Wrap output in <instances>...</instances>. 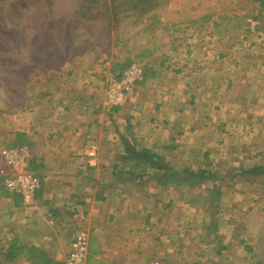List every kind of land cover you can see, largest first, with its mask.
<instances>
[{
	"label": "rangeland",
	"instance_id": "1",
	"mask_svg": "<svg viewBox=\"0 0 264 264\" xmlns=\"http://www.w3.org/2000/svg\"><path fill=\"white\" fill-rule=\"evenodd\" d=\"M85 2L86 0H0V119L3 114L10 118L13 108L23 105L25 99L58 90L56 87L59 85L66 88L70 86V82H93L98 100L106 108H119L112 112L114 120L111 121L116 122L123 136L124 125L135 121L131 118L132 114L140 110L143 112L137 115L139 119L135 121L137 124L132 136L141 138L136 145L145 148V145L155 141L157 144L168 142V146L172 144L171 133L166 132L170 124L167 118L171 116V112L179 109L190 112L192 106L189 99L194 90L199 88L190 85L195 81L193 77L199 79L200 83L203 82L199 84L205 88L202 96L207 91L211 94L212 88L217 86L222 92L231 93L227 95L230 97L237 95L251 98L258 95V99H263L264 85L260 90L257 84H264V68H258L264 62V11L254 0H97L93 2L94 6L90 11L86 9L84 13H79L80 6ZM148 2L151 3L147 5ZM102 3L108 7L106 11L101 7ZM98 11L106 12L108 18L95 17ZM58 17H70L69 27L61 29L63 23ZM133 67L140 70L141 80L124 90L119 84L125 73ZM144 71L146 81L143 78ZM254 74L259 76L255 77ZM239 78L245 82L236 81ZM251 78L259 80V83L254 82L257 85L255 90V86L250 88L251 85L246 81H251ZM228 80L235 82L229 92L224 88ZM204 82L207 85L204 86ZM120 91L124 94L123 99L119 104L113 105L111 100ZM212 104L208 109L205 108L209 113H213ZM156 106L165 107L166 116L158 117ZM235 107L238 111L229 112L231 119L228 120L235 122L236 129V124L240 129L244 128L248 120L242 117L244 113L241 111L245 109L246 101H241ZM256 107L260 109V113L264 104L259 102ZM198 109L203 113L202 106L199 105ZM261 124V121L257 122L256 130L262 125L264 127V123ZM111 129L116 144L108 149V156L115 158L118 166L124 170L127 166L121 161L122 135L119 131L114 133L112 126ZM135 130L142 132L144 137L135 135ZM262 132L257 136L264 147V128ZM213 136H222L230 144L243 136L247 142L250 138L247 133L238 131L231 134L228 131L222 135L217 131ZM189 150L188 147H169L160 150V156L164 162L179 170L195 171L202 168L212 176L226 172L224 179L218 176L214 182L207 181L195 189L187 186L166 188L175 187L176 196L180 194L182 200L204 206L206 213L215 212L211 213L215 216L211 218L212 223L217 219L223 221L228 215L237 218L235 206L241 203L243 208L247 204H255L258 216L264 220V177H258L254 182L234 181L230 176L239 174L243 167L241 164L236 162L232 166V161L230 164L225 163L227 157L222 156L223 153L219 151L209 152L214 154V163L202 162L203 153L189 156ZM255 150L257 149H250L251 152ZM3 151L0 149V171L3 169ZM254 163L264 165V155L260 154ZM243 179H247V176ZM148 183L155 186L153 181ZM157 187L160 186H155ZM214 187L222 190L223 196H210ZM252 187L259 189L252 194ZM2 192L6 191L1 181L0 206L4 204ZM184 214L191 223L195 222L193 218H196V212ZM260 218L258 219L261 220ZM6 220L0 217V240L10 236L8 224L3 223ZM199 239L201 238H197L194 243L203 242ZM1 243L0 241V264L29 262H5ZM191 245L193 247H189L190 252L198 258L197 262L191 261V264H209L208 260L204 261V255H198L204 253L202 244ZM160 247L164 249L162 245ZM95 250V245L91 244L87 249L85 264H95ZM261 250L264 252V246H261ZM212 251L215 249L212 248ZM212 263L221 264L220 261Z\"/></svg>",
	"mask_w": 264,
	"mask_h": 264
},
{
	"label": "crops",
	"instance_id": "2",
	"mask_svg": "<svg viewBox=\"0 0 264 264\" xmlns=\"http://www.w3.org/2000/svg\"><path fill=\"white\" fill-rule=\"evenodd\" d=\"M258 68H264V62ZM192 79L195 81L190 85L199 88L189 99L190 112L179 109L167 118L170 124L166 132L171 133L172 144L168 146V142L157 144L155 141L144 147L158 155L160 150L169 147H188L189 156L201 152L204 154L202 162L210 164L214 163V154L209 152L219 151L228 158H225V163L232 161V166L237 162L247 170L258 165L254 161L260 154L264 155V147L257 136L259 132L263 133L264 109L259 113L256 106L259 102L264 104V96L261 100L258 95L230 97L227 95L231 93L226 94L217 86L212 88L211 94L207 91L202 96L205 88L199 84L203 82L195 77ZM238 80L245 82L242 78ZM246 81L250 88L255 86L254 90L257 85L260 90L264 85H256L259 83L257 78ZM234 83V80H228L224 88L229 92ZM56 88L58 90L25 99L23 105L13 108L10 118L3 114L0 119V149L26 146L30 152L28 169L40 180V188L30 198L2 192L4 204L0 206V217L7 219L3 223L8 224L10 236L0 240L3 245L1 252L5 254L11 245L15 246L10 262L23 260L32 263L35 257L37 264H64L75 234L85 231L88 248L95 245V264H150L154 260L156 264H191V261H198L190 252L191 243L194 246L202 244L204 253L198 255H204V261L208 260L209 264H213L212 261L264 264V252L261 250L264 246V220L258 216L255 204H247L243 208L241 203L235 206L237 218L228 215L224 222L217 219L212 223L211 218L215 216L211 213L215 212L206 213L204 206L182 200L180 194L176 196L175 187L155 188L152 183H138L118 174L121 168L115 158L108 156V149L116 144L111 126L114 133L119 131L122 135L116 122L111 121L114 120L112 112L119 108H106L98 100L93 82L76 81L70 82L66 88L61 85ZM241 101H246L241 116L248 120V124L241 129L236 124V129L235 122L228 120L231 119L228 113L238 111L235 105ZM210 104L213 105V113L207 111ZM199 105L204 108V114L198 109ZM157 110L158 117L166 116L165 107ZM139 112L142 111L132 114L131 118L137 121V115L143 113ZM135 121L129 124L132 134L137 124ZM259 121L262 126L258 130L261 131L256 130ZM217 131L221 135L238 131L247 133L250 138L247 142L243 136L230 144L222 136H213ZM137 134L144 137L142 132L135 130ZM132 137L138 145L141 138ZM91 146L96 147L94 158L88 156ZM250 149L257 150L251 152ZM1 161V167L5 169ZM250 163L254 164L246 167ZM226 174L221 172L218 176L224 179ZM230 177L234 181L254 182L258 179H243L246 176H241L240 171ZM2 178L1 175L0 183ZM258 189L250 188L252 194ZM218 193V198L223 196L222 190ZM187 212H196L194 223L185 216ZM196 236L203 242L194 243ZM165 246L168 247L165 249Z\"/></svg>",
	"mask_w": 264,
	"mask_h": 264
},
{
	"label": "trees",
	"instance_id": "3",
	"mask_svg": "<svg viewBox=\"0 0 264 264\" xmlns=\"http://www.w3.org/2000/svg\"><path fill=\"white\" fill-rule=\"evenodd\" d=\"M95 1L97 0H86V2L80 6L79 13H84L86 9L90 11L94 6L93 2ZM254 1L257 2L264 11V0ZM150 3L151 2H148L146 4L149 5ZM101 7H103L105 11L107 10L106 8H108L105 3H102ZM115 15L116 14L112 16L113 19ZM95 17L108 18V15L104 11H98L95 13ZM58 19L63 23L61 24V29L69 27L70 17H58ZM145 76L146 73L144 71L143 78ZM114 109L117 108L114 107ZM120 143L123 151L121 161L127 166V168L124 170H118V174L125 175L127 179L131 181H136L138 183H148L153 181L156 186L160 187L187 186L190 189H195L207 181L214 182L218 177L215 174L212 176V174L202 168L195 171L188 169L179 170L167 162H164L162 157L157 153L152 152L147 148L138 147L132 137L131 126L128 122L125 126V135L120 136ZM240 174L241 176L247 177H264V165H256L247 170L241 169ZM218 194L216 188H213V190L210 191V196L215 197L218 196ZM14 248L15 246L11 245L4 254L5 262L12 261ZM33 259L34 260H31L32 263L37 264V259H35V257Z\"/></svg>",
	"mask_w": 264,
	"mask_h": 264
},
{
	"label": "built area",
	"instance_id": "4",
	"mask_svg": "<svg viewBox=\"0 0 264 264\" xmlns=\"http://www.w3.org/2000/svg\"><path fill=\"white\" fill-rule=\"evenodd\" d=\"M140 70L130 68L125 73L119 85L124 90L132 86L136 81L141 80ZM123 92H119L112 98V104L117 105L123 99ZM89 156L94 157L96 152L95 146H91ZM30 158L29 149L26 146L11 148L2 152V160L5 169L0 171L2 178V186L7 193L20 194L25 198H30L40 188L39 178L29 171L28 162ZM88 249V235L85 231H78L70 244V249L66 255L64 264H85L86 253ZM25 264H31L27 262ZM150 264H156L151 262Z\"/></svg>",
	"mask_w": 264,
	"mask_h": 264
}]
</instances>
